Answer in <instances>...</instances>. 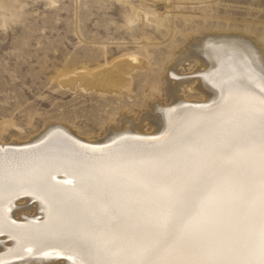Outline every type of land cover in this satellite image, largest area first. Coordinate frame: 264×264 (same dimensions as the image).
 Listing matches in <instances>:
<instances>
[{
  "label": "rangeland",
  "instance_id": "rangeland-1",
  "mask_svg": "<svg viewBox=\"0 0 264 264\" xmlns=\"http://www.w3.org/2000/svg\"><path fill=\"white\" fill-rule=\"evenodd\" d=\"M248 27L264 32V0H0V139L30 140L54 125L92 139L126 125L151 132L146 117L174 99L170 80L198 75L181 47ZM121 60L139 67L120 72ZM198 82L180 94L205 99Z\"/></svg>",
  "mask_w": 264,
  "mask_h": 264
},
{
  "label": "bare ground",
  "instance_id": "bare-ground-1",
  "mask_svg": "<svg viewBox=\"0 0 264 264\" xmlns=\"http://www.w3.org/2000/svg\"><path fill=\"white\" fill-rule=\"evenodd\" d=\"M180 57L200 63L198 75L170 80L168 94L174 99L163 112L146 117L154 125L151 132L126 125V132L112 130L92 139L68 126L54 125L30 140L0 139V264H77L79 257L66 244L71 228L80 231L85 247L88 230L133 228L143 198L156 194L171 173L182 174L194 148L222 136L224 121L235 117L246 97L258 100L264 94V32L248 27L238 33L198 36L181 47ZM124 60L114 65L120 72L139 67ZM113 75L109 72L105 80ZM192 79L199 81L205 99L190 100L180 94ZM79 145L105 149L106 154L125 160L152 162L118 171L100 169L84 184ZM169 153L168 163L157 162ZM23 203L32 206L16 209ZM84 257L96 258L86 251Z\"/></svg>",
  "mask_w": 264,
  "mask_h": 264
},
{
  "label": "snow or ice",
  "instance_id": "snow-or-ice-1",
  "mask_svg": "<svg viewBox=\"0 0 264 264\" xmlns=\"http://www.w3.org/2000/svg\"><path fill=\"white\" fill-rule=\"evenodd\" d=\"M235 111L222 136L192 150L182 174L171 173L143 198L133 228L88 230L87 247L71 228L66 244L77 264H264V94L246 97ZM106 151L79 145L84 184L100 169L152 162ZM171 159L169 153L157 162ZM85 251L96 258L86 259Z\"/></svg>",
  "mask_w": 264,
  "mask_h": 264
}]
</instances>
